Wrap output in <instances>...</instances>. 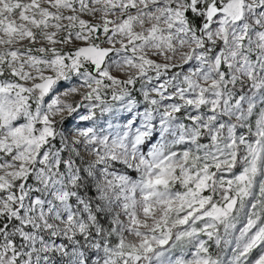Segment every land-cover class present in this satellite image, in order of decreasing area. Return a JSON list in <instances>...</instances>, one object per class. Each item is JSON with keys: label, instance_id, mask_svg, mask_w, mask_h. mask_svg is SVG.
<instances>
[{"label": "snow or ice", "instance_id": "snow-or-ice-1", "mask_svg": "<svg viewBox=\"0 0 264 264\" xmlns=\"http://www.w3.org/2000/svg\"><path fill=\"white\" fill-rule=\"evenodd\" d=\"M0 264H264V0H0Z\"/></svg>", "mask_w": 264, "mask_h": 264}, {"label": "rangeland", "instance_id": "rangeland-1", "mask_svg": "<svg viewBox=\"0 0 264 264\" xmlns=\"http://www.w3.org/2000/svg\"><path fill=\"white\" fill-rule=\"evenodd\" d=\"M86 19H90L89 17H85Z\"/></svg>", "mask_w": 264, "mask_h": 264}]
</instances>
